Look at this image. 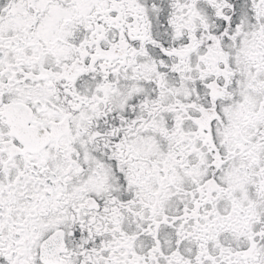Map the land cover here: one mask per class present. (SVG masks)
Here are the masks:
<instances>
[{"label":"snow or ice","instance_id":"1","mask_svg":"<svg viewBox=\"0 0 264 264\" xmlns=\"http://www.w3.org/2000/svg\"><path fill=\"white\" fill-rule=\"evenodd\" d=\"M0 264H264V0H0Z\"/></svg>","mask_w":264,"mask_h":264}]
</instances>
